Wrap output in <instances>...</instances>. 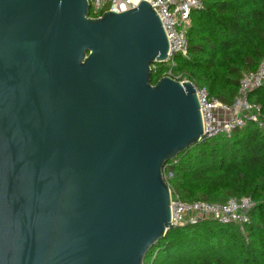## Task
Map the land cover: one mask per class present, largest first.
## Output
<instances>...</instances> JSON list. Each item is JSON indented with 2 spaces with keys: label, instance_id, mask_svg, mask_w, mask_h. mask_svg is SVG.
<instances>
[{
  "label": "water",
  "instance_id": "obj_1",
  "mask_svg": "<svg viewBox=\"0 0 264 264\" xmlns=\"http://www.w3.org/2000/svg\"><path fill=\"white\" fill-rule=\"evenodd\" d=\"M0 0V264H144L170 222L164 167L207 138L145 1Z\"/></svg>",
  "mask_w": 264,
  "mask_h": 264
},
{
  "label": "trees",
  "instance_id": "obj_2",
  "mask_svg": "<svg viewBox=\"0 0 264 264\" xmlns=\"http://www.w3.org/2000/svg\"><path fill=\"white\" fill-rule=\"evenodd\" d=\"M202 1L203 8L191 13L188 55L175 56L172 73L230 105L242 74L264 60V0ZM151 67L153 85L167 67ZM249 101L264 113V84ZM163 173L172 195L183 201L250 197L256 206L244 227L248 241L236 225L206 220L168 230L144 264H264V130L247 123L230 137L206 138L167 162Z\"/></svg>",
  "mask_w": 264,
  "mask_h": 264
},
{
  "label": "built area",
  "instance_id": "obj_3",
  "mask_svg": "<svg viewBox=\"0 0 264 264\" xmlns=\"http://www.w3.org/2000/svg\"><path fill=\"white\" fill-rule=\"evenodd\" d=\"M142 0H88L89 18H99L107 11L123 13L136 8ZM158 16L168 40V53L164 64L167 72L164 76L179 82H190L195 89L202 119L203 133L207 138L231 133L253 123L264 130V113L259 104L249 101V94L264 84V60L255 71L242 74L237 94L232 104H225L211 97L205 88L197 87L181 75L172 73L175 56L187 57V31L191 26V13L203 8L202 0H143ZM166 180V177H165ZM171 192V190H170ZM256 206L250 197L230 198L223 204L206 201L186 202L177 195L170 201V222L173 228L194 225L212 220L220 225H236L248 241L244 227L249 223V212Z\"/></svg>",
  "mask_w": 264,
  "mask_h": 264
},
{
  "label": "rangeland",
  "instance_id": "obj_4",
  "mask_svg": "<svg viewBox=\"0 0 264 264\" xmlns=\"http://www.w3.org/2000/svg\"><path fill=\"white\" fill-rule=\"evenodd\" d=\"M169 177L167 176V179H168Z\"/></svg>",
  "mask_w": 264,
  "mask_h": 264
}]
</instances>
